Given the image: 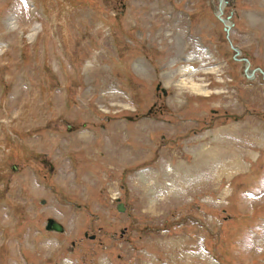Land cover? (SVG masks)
<instances>
[{"label":"rangeland","instance_id":"374dc122","mask_svg":"<svg viewBox=\"0 0 264 264\" xmlns=\"http://www.w3.org/2000/svg\"><path fill=\"white\" fill-rule=\"evenodd\" d=\"M227 1L233 45L264 71V0ZM217 8L0 0V264H210L209 249L217 264H264V81L231 60ZM203 134L217 152L209 144L199 166L195 158L192 178L171 174L170 163L193 162ZM126 162L132 224L119 214L113 223L103 183L92 189L86 171L111 164L118 174ZM147 167L158 170L157 188ZM48 218L64 233L45 231ZM98 227H133V249L98 247Z\"/></svg>","mask_w":264,"mask_h":264},{"label":"flooded vegetation","instance_id":"af4514ba","mask_svg":"<svg viewBox=\"0 0 264 264\" xmlns=\"http://www.w3.org/2000/svg\"><path fill=\"white\" fill-rule=\"evenodd\" d=\"M128 216V215H127ZM128 218V217H127ZM129 219V218H128ZM121 219H114L112 222L113 223H118L120 222ZM104 230L101 229V227H98L97 229V233H98V247H101V245L103 244V242H101L102 239H107V240H111V243H119V242H123L126 245H132L131 242H128L132 239V234H133V230H128L127 227H123V228H119L118 231H113V232H103ZM84 237L86 238H90V240H95V235H86V233H84ZM104 237V238H103ZM96 239H97V235H96ZM122 247V245H121Z\"/></svg>","mask_w":264,"mask_h":264},{"label":"water","instance_id":"95a60500","mask_svg":"<svg viewBox=\"0 0 264 264\" xmlns=\"http://www.w3.org/2000/svg\"><path fill=\"white\" fill-rule=\"evenodd\" d=\"M220 5H221V2H220ZM219 12H221V7L219 8ZM236 52H237V54L239 53L237 50H236ZM162 92L165 93L163 89H162ZM46 230H48V231H56V232H59V233L63 232L62 226L59 225L57 222H55L52 219H48L47 220Z\"/></svg>","mask_w":264,"mask_h":264},{"label":"bare ground","instance_id":"6f19581e","mask_svg":"<svg viewBox=\"0 0 264 264\" xmlns=\"http://www.w3.org/2000/svg\"><path fill=\"white\" fill-rule=\"evenodd\" d=\"M192 74H190V76H191ZM195 89V88H194ZM201 90V89H200ZM204 94V93H203ZM170 167V166H169ZM171 168V167H170Z\"/></svg>","mask_w":264,"mask_h":264},{"label":"crops","instance_id":"0c3cea01","mask_svg":"<svg viewBox=\"0 0 264 264\" xmlns=\"http://www.w3.org/2000/svg\"><path fill=\"white\" fill-rule=\"evenodd\" d=\"M127 160H130L129 158H127ZM124 179V178H123Z\"/></svg>","mask_w":264,"mask_h":264}]
</instances>
